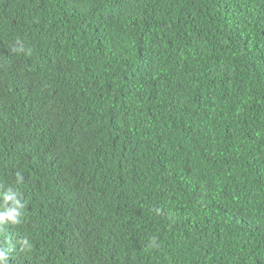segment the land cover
I'll use <instances>...</instances> for the list:
<instances>
[{"label":"trees","instance_id":"trees-1","mask_svg":"<svg viewBox=\"0 0 264 264\" xmlns=\"http://www.w3.org/2000/svg\"><path fill=\"white\" fill-rule=\"evenodd\" d=\"M13 210L7 264H264V0H0Z\"/></svg>","mask_w":264,"mask_h":264},{"label":"clouds","instance_id":"clouds-1","mask_svg":"<svg viewBox=\"0 0 264 264\" xmlns=\"http://www.w3.org/2000/svg\"><path fill=\"white\" fill-rule=\"evenodd\" d=\"M6 200L13 199L12 195L6 196ZM17 204H19L18 201H16ZM19 213L16 212L15 210L13 211H5V212H0V221H3L5 219H10L13 222H16V217ZM132 229H129V233H131ZM117 246L112 244L110 251H113ZM0 264H7V251L4 249H0Z\"/></svg>","mask_w":264,"mask_h":264}]
</instances>
